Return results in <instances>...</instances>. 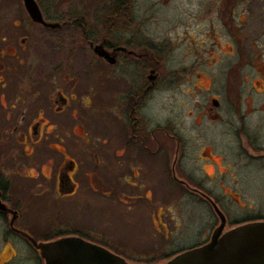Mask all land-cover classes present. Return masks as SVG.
I'll use <instances>...</instances> for the list:
<instances>
[{"label": "flooded vegetation", "instance_id": "obj_1", "mask_svg": "<svg viewBox=\"0 0 264 264\" xmlns=\"http://www.w3.org/2000/svg\"><path fill=\"white\" fill-rule=\"evenodd\" d=\"M36 1L45 22L23 0L27 15L7 0L0 16V264H47L40 244L66 237L127 259L116 248L151 243L153 261L165 252L157 240L168 239L171 200L182 197L215 222L168 260L209 243L223 218L222 233L264 220L230 219L226 201L264 199L255 185L264 184V0H201L212 43L201 50L219 56L230 95L189 114L182 134L155 113L171 75L142 43L133 0H72L56 16ZM137 213L145 236L122 239V218L134 229Z\"/></svg>", "mask_w": 264, "mask_h": 264}, {"label": "rangeland", "instance_id": "obj_2", "mask_svg": "<svg viewBox=\"0 0 264 264\" xmlns=\"http://www.w3.org/2000/svg\"><path fill=\"white\" fill-rule=\"evenodd\" d=\"M5 1L7 0H0V16L8 15L11 11L15 15H27L23 13L22 5L19 6L21 0H15L16 6L11 11ZM38 1L47 14L52 16L67 15L71 10L72 0ZM132 5L131 15L136 17V21L142 22L140 26V31L144 32L142 43H149L148 46L159 49L162 70L165 75H171L168 76L169 82H166L165 86L162 85L156 95L155 113L160 122L169 121L177 133L182 134L187 127L189 114L194 118L197 113L207 110L212 105L213 97L222 98L227 102L230 95V87L226 85L225 75L221 76L219 56L216 54L211 56L201 50L203 47L209 48L212 44L210 39H204L205 36L202 35L206 23L202 20L204 10L201 7V0H133ZM197 49L201 52L199 55ZM203 59L205 63L202 62ZM186 68L188 70L185 71ZM199 75L204 78L205 83L198 82ZM222 112L230 113V109L225 107ZM215 127L217 126L211 129ZM255 185L258 188L264 184L255 183ZM168 186L166 180L161 181L160 187L164 190ZM244 194L242 199L233 195L234 199L226 200L229 204L227 207L230 219L241 220L264 213V199ZM198 207L196 201H189L183 197L173 199V202L171 200L168 212L170 218L165 217L170 223L169 231L167 229L163 231L168 239L160 233L157 240L160 241L159 243L165 240L166 247L163 248L162 253L165 252L153 261L148 256L151 243L138 242L144 244L137 247L122 246L116 250L128 256V260L136 264L165 263L168 260L167 254L172 250L192 245L198 240V233L205 234L212 229V224L215 222L213 213L197 209ZM142 219L143 216L139 213L133 215V221L137 223L132 229V226H127L122 218V239L128 237L142 239L141 236H145L144 229L139 225Z\"/></svg>", "mask_w": 264, "mask_h": 264}, {"label": "water", "instance_id": "obj_3", "mask_svg": "<svg viewBox=\"0 0 264 264\" xmlns=\"http://www.w3.org/2000/svg\"><path fill=\"white\" fill-rule=\"evenodd\" d=\"M29 15L45 22L36 0H23ZM107 55V54H106ZM225 219L211 241L163 264H264V220L240 224L224 233ZM47 264H136L109 248L79 237L40 244Z\"/></svg>", "mask_w": 264, "mask_h": 264}, {"label": "bare ground", "instance_id": "obj_4", "mask_svg": "<svg viewBox=\"0 0 264 264\" xmlns=\"http://www.w3.org/2000/svg\"><path fill=\"white\" fill-rule=\"evenodd\" d=\"M200 83H204V79L201 77V79H199Z\"/></svg>", "mask_w": 264, "mask_h": 264}]
</instances>
